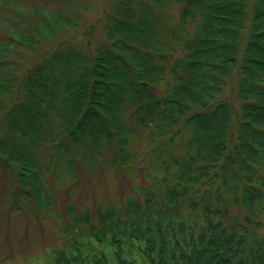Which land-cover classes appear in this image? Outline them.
<instances>
[{
	"label": "trees",
	"instance_id": "1",
	"mask_svg": "<svg viewBox=\"0 0 264 264\" xmlns=\"http://www.w3.org/2000/svg\"><path fill=\"white\" fill-rule=\"evenodd\" d=\"M16 1L0 0V174L35 198L49 175L148 181L95 222L83 208L55 263L264 264V0H111L96 44L95 22L65 37L76 8L35 24Z\"/></svg>",
	"mask_w": 264,
	"mask_h": 264
},
{
	"label": "rangeland",
	"instance_id": "2",
	"mask_svg": "<svg viewBox=\"0 0 264 264\" xmlns=\"http://www.w3.org/2000/svg\"><path fill=\"white\" fill-rule=\"evenodd\" d=\"M16 3L18 7L26 6L25 9L20 7L27 14L26 18L33 23L35 21V24H38L33 15L35 13L39 16V13H42L44 16L55 9L69 12L76 8L75 11L70 12L72 20L75 19L72 21L74 27L67 26V31H64L65 37L77 43L86 41V35L79 36V31L85 29L89 23L95 22L91 35L87 37L91 38L92 44H96L98 36L102 35L104 17L110 9L111 0H72L68 4L60 1L54 3L52 0H22ZM13 9L17 10V7ZM178 11L179 6L172 2L169 12L176 17ZM11 18L14 23L12 27L16 26L18 29L20 24L15 23L14 20H19L21 17L13 13ZM17 46L20 51L26 49L20 44ZM43 161L47 164L49 157L45 156ZM44 177L50 193L46 190L45 194L35 198L34 193L30 192L28 195L27 190L23 193L19 186L12 190L11 186L16 185L14 178L0 174V264H56L55 249L62 247L71 235L77 233L79 227L80 229L86 227H81L80 222L73 224L83 208L89 210L91 222H95L96 207L101 206L103 202L108 204L110 201L122 204L129 195L135 196L140 201L142 194L132 188L131 182H135L138 186L148 183L141 175L137 179L125 178L118 168H100L94 175L87 177L81 175L76 178V182L80 184L79 187L75 186L77 191L73 189L75 181L69 184L67 179L60 178L56 183L53 182L52 175ZM71 190L73 193H70ZM70 208L72 214H69ZM79 239L86 243L84 254L91 255L99 251L110 254V247L105 243L86 236ZM69 251L74 252L70 249ZM134 257L140 258L137 253Z\"/></svg>",
	"mask_w": 264,
	"mask_h": 264
}]
</instances>
